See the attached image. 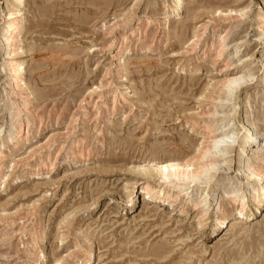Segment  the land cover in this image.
<instances>
[{
  "label": "rangeland",
  "instance_id": "obj_1",
  "mask_svg": "<svg viewBox=\"0 0 264 264\" xmlns=\"http://www.w3.org/2000/svg\"><path fill=\"white\" fill-rule=\"evenodd\" d=\"M170 5L171 0H27L20 44L28 52L24 82L33 93L31 112L16 113L14 99H23L5 97L11 88L0 48V146L12 151L0 187V264H33L37 247L41 264H81L88 249L95 257L91 264H264V207L258 212L250 202L253 218L233 227L227 222L216 233L213 227L215 202L235 214L224 192L243 190L248 181L237 170L256 165L264 152V40L258 28L264 0H184L176 18ZM10 8V0H0V13ZM230 10L233 17L225 19ZM205 29L195 51L190 41ZM131 30L118 80L117 50L109 45ZM225 32V55L202 57L204 40ZM244 68L256 80L227 94L224 79ZM216 118L219 125L233 119L235 141L229 153L210 154L223 161L217 174L210 173L224 182L212 193L204 227L190 207L199 194L184 201L176 192L175 203L159 205L139 191L134 204L128 203L133 189L127 188L142 184L144 171L186 163L209 147V137L197 130ZM187 119L196 121L194 131ZM244 120L260 134L240 156ZM20 125L37 130L13 146L8 138ZM39 163L44 167L36 175ZM152 179L153 185L162 181Z\"/></svg>",
  "mask_w": 264,
  "mask_h": 264
},
{
  "label": "bare ground",
  "instance_id": "obj_2",
  "mask_svg": "<svg viewBox=\"0 0 264 264\" xmlns=\"http://www.w3.org/2000/svg\"><path fill=\"white\" fill-rule=\"evenodd\" d=\"M183 2L184 0H171V5L169 6L170 9L169 12L173 14L174 18L179 16V13L183 8ZM26 3L27 0H10L11 8L5 9L0 13V20L3 22L2 27L0 26L1 27L0 48L2 47L4 49L3 67L6 70V72H8V74L6 73L7 74L6 85L10 86L11 88V91L9 90L8 92L5 91L7 92L5 93V97L9 98L11 94L12 95L15 94L21 97L24 102L23 104L16 103L17 101L13 97L14 104L12 106L13 107L12 110L17 111L16 113H22V112L25 113L28 111L31 112V109L34 108L32 107L34 101L33 93L29 88L28 84L24 82V76L27 71L26 61L24 59V57L27 56L24 55H26L28 52L25 51L24 47H22L20 44L22 37L21 35L23 33V29L25 26L23 8L26 5ZM227 12H228V16L225 19H229L230 17H233L230 16L234 13L233 10ZM219 13L221 15L223 14V12L218 11L217 14ZM241 15L242 16L245 15V10L241 12ZM259 18L260 21L258 22L259 23L258 28L263 33V35H261L260 37L262 40H264V38H262L264 36V13L260 15ZM207 31L208 29H205L203 33L196 32L193 37V40L190 41L191 42L190 47H193L196 51L198 46L202 43V40L206 35ZM113 33L114 32L112 31L110 34ZM134 33H135L134 30H131V32L127 31L121 37H118L116 41H112L109 45V50H112V48H115L117 50V53H115L114 58L116 59V66L118 69L116 76L118 80H122L124 77V72L126 67L124 56L127 52V48H126L127 41L129 40V38L131 39ZM229 34H230L229 32L227 33L225 32V35L220 34L213 41L212 40L208 41L207 39L204 40L205 44L207 45L205 46V49L201 48V50L199 51L202 52V57H207L209 54L213 53V57L215 56V58H222L227 52V48L229 47V44L227 42V37L229 36ZM238 52L240 51L238 50L236 54ZM239 62L242 63L243 60L240 59L234 61L232 65H229V62H227L225 68L230 69L232 66H234ZM263 63H264V59H263ZM255 75L256 74L252 71V69L250 70L246 68L238 69L232 72L231 74L227 75L223 82L224 88L226 89V93L228 94L229 92V94L230 93L234 94V92H237V90L240 88L242 84H246V83L248 85L252 84L256 80ZM262 80L264 81V76ZM20 92L22 93L20 94ZM125 101H126L125 96L124 95L121 96L120 103H123ZM2 103L4 102L2 101ZM85 110L87 114L91 112V107L87 106ZM216 114L217 113H213L212 116H215ZM106 116L104 117V119L107 118ZM232 121L233 119H230L228 122L219 125L220 122H222V120H218L216 118L213 119V121L211 122H206V124L200 127L197 131L203 136H208L211 145H209V147L202 146L201 149L197 152V154L186 163H173V162L159 163L155 165L154 170L152 172L144 171V174H142L145 179L144 182L140 184L138 187H136L137 183H134L131 187L127 188V190L133 189V192L131 194H128V197L130 198L128 203L134 204L135 202L134 199L137 197L139 191L140 194H142L145 197V199H150L152 203L155 204L159 203V205H167V204L170 205L172 203H175L178 200L175 197L176 192H179V194H183V196L187 198L184 201H188L194 195L199 194L200 197L197 200L192 201L190 207L198 212L199 221H200L199 225L200 227H204L206 225V221H208V218H206L208 212L207 207L210 203V199L212 198V193L215 191L216 186L220 185L221 181H223L222 178L219 177L216 178V176L210 173L212 171L215 172L214 174H217L216 169L220 166V163L223 161H221L219 158L211 157L210 154L220 153L222 155H225L224 149H226L228 151L227 153H229V150L233 146L232 143L235 141V136L232 135V128L230 127ZM74 122L76 121L73 120L70 122V124L72 125ZM216 122L217 125L215 126ZM185 124L189 125L192 131L195 130L196 127L195 120L187 119L185 121ZM35 130L37 129H32V127H28V129L25 130L20 125V127L18 128V132H16L14 136L8 138L9 139L8 142L12 143L13 146H17L21 142L22 143L25 142L31 134L33 135ZM239 130L240 133L242 134L241 140L238 142L240 148L239 155L241 156L247 148L252 146V144L255 142V139L257 138V136H259L260 133L257 130H254V128L251 129V123L245 122V120L244 122L241 121V128ZM18 149L19 148H17V150ZM256 151H258V149ZM11 154L12 151H9L8 154L2 152L0 146V162H1L0 187L1 185L4 184V175L8 164V158ZM208 158H210L209 160L211 161H209ZM254 160L256 165L252 166L248 162L247 165L243 164L237 170L238 173L243 174L248 181V183L245 184L244 189L243 190L233 189L231 191L224 192L225 200L228 205L232 206V208H235V214L234 215L226 214L224 212V203L222 202L219 203L218 201L215 202L213 208V210H215V220L213 226L215 233L218 230L223 229L227 222H228L227 227L228 226L233 227L235 225H238L239 223H242L244 219L250 220L251 218H253L254 211L250 209V202L254 203L255 208L258 210V212L259 210H261L260 208L264 207V187H262L261 189H253L254 187L252 188V186L255 184L257 186H262V183L264 182V152L263 154L255 157ZM191 162L193 163L203 162L204 167L202 169L192 168L190 164ZM15 165L16 164L14 163L13 166ZM43 165H44L43 163H39L37 165L38 169L35 172L36 175L41 174L40 170L43 169L44 167ZM151 178L153 179L158 178L159 180L162 181L159 182L157 185H153L154 183L152 184ZM204 184L206 185L205 187H203ZM163 185L164 186L167 185L166 190H163L162 188ZM136 189L137 192L135 193ZM133 193L134 195L133 197H131ZM181 209H183L184 211L185 207L182 206ZM41 252L42 250L39 247H37L36 252L34 254L35 260L33 264H41L40 263ZM94 258L95 257L93 251L91 249H88L85 251V258L81 260V264H91ZM55 264H60V260H57Z\"/></svg>",
  "mask_w": 264,
  "mask_h": 264
}]
</instances>
